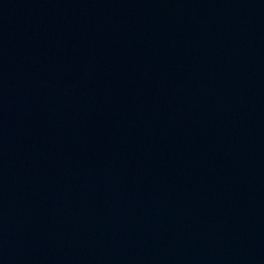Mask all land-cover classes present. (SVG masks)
Here are the masks:
<instances>
[{
    "label": "water",
    "instance_id": "95a60500",
    "mask_svg": "<svg viewBox=\"0 0 264 264\" xmlns=\"http://www.w3.org/2000/svg\"><path fill=\"white\" fill-rule=\"evenodd\" d=\"M0 264H264V0H0Z\"/></svg>",
    "mask_w": 264,
    "mask_h": 264
}]
</instances>
